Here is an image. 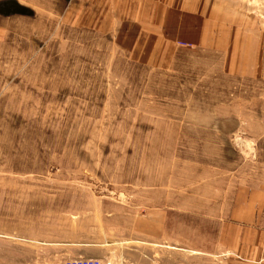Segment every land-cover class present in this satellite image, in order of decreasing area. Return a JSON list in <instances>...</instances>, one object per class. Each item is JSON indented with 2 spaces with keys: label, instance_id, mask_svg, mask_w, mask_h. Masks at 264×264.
<instances>
[{
  "label": "rangeland",
  "instance_id": "rangeland-1",
  "mask_svg": "<svg viewBox=\"0 0 264 264\" xmlns=\"http://www.w3.org/2000/svg\"><path fill=\"white\" fill-rule=\"evenodd\" d=\"M243 4L236 53L116 0H0V264H264V0Z\"/></svg>",
  "mask_w": 264,
  "mask_h": 264
},
{
  "label": "crops",
  "instance_id": "crops-1",
  "mask_svg": "<svg viewBox=\"0 0 264 264\" xmlns=\"http://www.w3.org/2000/svg\"><path fill=\"white\" fill-rule=\"evenodd\" d=\"M244 0H116L118 7L125 6L128 21H155L154 30L163 29L171 41L192 42L201 47L224 48L226 42L236 46L239 53V42L236 32L251 28L252 23L245 21L246 7ZM159 23V24H158ZM219 32H225L221 34ZM232 39H229L232 36ZM249 200L240 198L232 207V218L243 225L253 223L254 203L259 200L258 194H249ZM258 204V203H256ZM234 209V210H233ZM238 212L239 218H237Z\"/></svg>",
  "mask_w": 264,
  "mask_h": 264
},
{
  "label": "built area",
  "instance_id": "built-area-1",
  "mask_svg": "<svg viewBox=\"0 0 264 264\" xmlns=\"http://www.w3.org/2000/svg\"><path fill=\"white\" fill-rule=\"evenodd\" d=\"M65 264H108L103 263L100 260H93V259H74V260H67Z\"/></svg>",
  "mask_w": 264,
  "mask_h": 264
}]
</instances>
